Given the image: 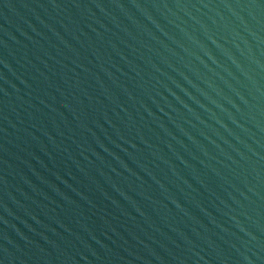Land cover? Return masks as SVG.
Instances as JSON below:
<instances>
[{
    "label": "water",
    "instance_id": "obj_1",
    "mask_svg": "<svg viewBox=\"0 0 264 264\" xmlns=\"http://www.w3.org/2000/svg\"><path fill=\"white\" fill-rule=\"evenodd\" d=\"M0 264H264V0H0Z\"/></svg>",
    "mask_w": 264,
    "mask_h": 264
}]
</instances>
